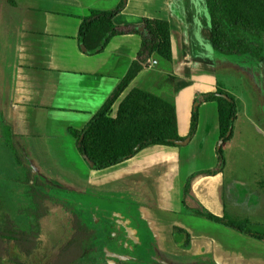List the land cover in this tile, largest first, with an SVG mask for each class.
Masks as SVG:
<instances>
[{
  "label": "crops",
  "instance_id": "obj_1",
  "mask_svg": "<svg viewBox=\"0 0 264 264\" xmlns=\"http://www.w3.org/2000/svg\"><path fill=\"white\" fill-rule=\"evenodd\" d=\"M1 4H6L7 10L1 9ZM93 11L115 12L116 30L99 53L87 54L82 50L79 34L83 20ZM143 19L169 22L172 62L155 55L147 62L140 58L143 42L150 38L135 30L143 26ZM0 36L1 52L9 50L16 60L12 97L16 124L25 118L32 127L44 119L48 120L47 125L57 123L50 117L54 111L74 117L70 123L59 122L68 135L64 140L71 143L67 154L59 151V140L54 138L58 149L55 152L60 158V161L52 158L56 177L48 178L33 166L29 177H37L55 190L78 194L89 201L93 206L88 211L70 205L80 211L74 215H86L87 221L93 214L94 221L102 223L99 227L93 225L102 236L108 235V231L115 232L116 227L124 229L126 239L122 233L117 234L115 243L104 247V251L121 252L119 245L124 239L125 247L128 241L134 246L133 256L130 255L134 258L120 262L173 264L154 255L148 258L137 255L146 239L168 241L172 232L166 229H171L175 236L184 235V241L179 240L178 244L188 264L192 260L195 264H264V241L199 217L185 203L186 182L197 173L211 171L212 175L193 179L192 195L186 202L194 208L198 204L197 208L218 217L228 214L238 220L247 219L250 227L260 228L264 234V162L258 160L252 165L255 157L252 160L251 157L257 155V150L248 148L257 143L256 137H264V118L254 117L249 112L250 105L233 95L219 81L217 72L219 61H243L263 68L264 62H253L250 56H227L214 49L207 0H0ZM153 61H157L154 66ZM134 62H140L143 69L113 106L112 117L132 90L151 93L175 105L179 135L183 140L189 139V143L175 148L151 145L121 164L94 170L80 154L77 140L69 130L87 128ZM218 90L232 95L245 109L244 118L239 122L236 115L233 123V137L239 127L235 144L230 148V164L227 157L222 162L218 153L221 140L218 104L205 99ZM196 111L198 122L192 133ZM4 130L11 134L7 124ZM251 166H259L255 167L253 178L247 175ZM227 167L229 176L225 172ZM170 169L175 171L182 194L177 205L168 190ZM75 187H83L84 191ZM56 200L69 204L67 199L56 197ZM113 217L117 222L121 219L119 226L111 223ZM122 222L134 231L133 235Z\"/></svg>",
  "mask_w": 264,
  "mask_h": 264
},
{
  "label": "trees",
  "instance_id": "obj_2",
  "mask_svg": "<svg viewBox=\"0 0 264 264\" xmlns=\"http://www.w3.org/2000/svg\"><path fill=\"white\" fill-rule=\"evenodd\" d=\"M207 7L211 18L213 45L217 52L227 56H250L261 63L264 62V0H207ZM115 16V12L93 11L89 18L83 20L79 37L89 50L101 46L105 39L106 47L109 37L115 34ZM141 23L149 31L150 38L144 40L140 58H144L143 61L147 62L155 55L172 62L169 22L143 19ZM142 69L140 62H134L124 80L87 128L83 131L69 130L77 140L80 154H87L95 163L94 169L97 171L121 164L151 145L177 147L169 140L183 141L179 135L175 105L151 93L139 89L132 90L120 102L116 116L112 117L113 106ZM221 95H228L232 102ZM205 99L207 102L218 104L220 136L223 139L233 126L237 114V102L232 95L223 90L207 95ZM197 122L196 111L192 118V133L196 129ZM8 132L6 130L7 144L14 149V145L9 140L12 135ZM83 135L84 139L80 143ZM231 137L225 139L224 143ZM137 147L139 150L135 152ZM222 150L218 153L224 162ZM212 174L211 171L201 172L189 179L184 189L188 209L199 217L264 241V234L249 228V220H238L228 214L218 217L204 209H195L187 203L188 201L186 202L187 197L192 195L193 179L198 175ZM23 185L26 188L21 194L13 193V196L20 200L15 206L7 201L0 191V264L7 255L5 247L11 244L16 246L22 255L31 257L40 245L43 221L50 215L49 203L52 202V196L49 186L37 177H29ZM13 207L16 208L18 215L28 220V223L20 225L15 220L11 213ZM71 228L73 231L71 238L60 247L52 264H74L84 259L94 247L100 245L106 247L108 235H99L93 224L81 216H73ZM15 263L25 264L18 260H15ZM152 264L159 263L152 262Z\"/></svg>",
  "mask_w": 264,
  "mask_h": 264
},
{
  "label": "rangeland",
  "instance_id": "obj_3",
  "mask_svg": "<svg viewBox=\"0 0 264 264\" xmlns=\"http://www.w3.org/2000/svg\"><path fill=\"white\" fill-rule=\"evenodd\" d=\"M2 8L7 10L6 4H1V9ZM254 60L255 59L252 61L255 62ZM15 65V55L11 52L9 53V50L7 51L6 49H3L1 52L0 49V191L6 197L7 201H9L14 206L20 203V200L19 198L16 199L13 196V193L21 194V192L26 188L23 183L26 182L30 175V167L33 166L34 169L36 167L40 168L41 171H43V174L45 173L47 175L46 177L48 178L56 177V167L52 161H60V158L55 152L57 148L54 138L59 140L57 143L59 142L58 148L61 152L63 151L67 154L69 150L67 147L71 146V143H68L64 140V136L67 137L68 135L63 124H60L59 122L64 123L67 121L70 123L72 120H74V117L71 114L54 111L50 117L52 122L57 123L47 125V119L37 122L40 116L38 113L37 118L35 119V123H37L34 124L33 127L31 126V121H28L26 118L23 119L21 124H16L15 113L12 107V97L14 95L13 92L16 85ZM217 68L219 81H221L222 84L227 87L231 93H233V95L243 99L244 102L250 105L249 112H251L254 117L263 119L264 68L258 64L252 65L249 62H238L235 60L219 61ZM237 105L236 115L240 122V120H242V118L245 116V109L240 103H237ZM6 124L11 130L12 137H10L9 140L11 141L12 145H14V149H12L11 146L7 144V139L5 136L6 130H4ZM238 127L239 125L236 127L237 131L235 130V137L232 136L222 148L223 157H225V160L227 157L229 164L231 159L230 148L232 144H235ZM256 141V144H253V142L248 146V148L253 151L257 150V155L253 154L251 157V160L253 157H255L251 162L252 165H254L258 160L264 162V155H260L262 152H264V137L258 136L256 137ZM167 147L175 148L172 146ZM255 167L259 166H251V172L247 174L251 178H253V171L257 170ZM229 168L230 167H227L225 171L227 176H229ZM34 169L33 172H35ZM174 172V169H170L169 176L167 177L168 190L171 194L170 198H173L174 200L172 202H175L177 205V201H179V198L182 196V194H180L179 182ZM151 185H153V181L151 182ZM49 188L50 195L52 196V202L49 203L51 210L50 215L43 221L41 241L38 250L31 257H26L19 252L16 246L12 244L7 245L5 247L7 255L3 258L2 264H16L15 260L25 264H52L56 260L60 247L71 238L73 233L71 228V220L77 211L80 212L71 205H77L78 208L85 209L87 211L93 206L89 201H86L78 194L68 195L67 193L55 190L51 186H49ZM78 189H80L79 191H84L83 187H75V190ZM56 197L58 199H67L69 204H63L62 201L56 200ZM87 198L92 199L91 197ZM92 201L98 202L97 199H92ZM228 205L229 207L232 206L230 199H228ZM197 207L195 209L202 210V208ZM11 213L20 225L28 223V220L25 217L18 215L15 207H13ZM81 217L84 219L88 218L86 215H81ZM118 220L120 222H117V218L113 217L111 223L115 227L119 226L118 223H121V219ZM89 222L93 225H96L97 227L102 225L99 220L94 221L93 214L89 217ZM249 228L253 231L261 233L263 231L256 227L249 226ZM117 231V234L122 233L123 238L126 239L125 232L123 230H119V227H116L115 232ZM169 231L172 232L171 235L173 238L171 236V238H168V241L159 240V242L157 240L152 242L153 240L146 239L145 244L137 250V255H145L146 258H148L149 255H154L157 259L160 257V260L161 258L164 260H170L173 264H188L186 262L187 260L184 259L186 257H184V255L181 253L179 249L180 245L178 244L180 243L179 240L181 242L184 241V235L178 234L179 236H175V232H173V230L166 229V232ZM115 232L108 231L107 234L111 235ZM99 235H101L100 232ZM124 239L123 241L125 243L126 241ZM124 243L122 242V247H120L121 252L116 253L124 256H133L134 246L132 243H129L128 241V247H125L123 245ZM107 248L110 249L109 247ZM150 249L152 250L149 254ZM91 252L84 259L74 264H95L93 255H91L93 252ZM100 254V256L103 258V255L106 253L105 251L101 250ZM195 262L196 261L192 260L190 264H195ZM133 263H135V261H133ZM115 264H125V262L123 263L115 261ZM136 264L139 263L136 262Z\"/></svg>",
  "mask_w": 264,
  "mask_h": 264
},
{
  "label": "water",
  "instance_id": "obj_4",
  "mask_svg": "<svg viewBox=\"0 0 264 264\" xmlns=\"http://www.w3.org/2000/svg\"><path fill=\"white\" fill-rule=\"evenodd\" d=\"M135 30L138 31V32H141V33H144V34H147V35L150 36L149 31L144 26L136 27ZM105 42H106V39L102 42V45L101 46H99L98 48H96V49H94L92 51L88 50L85 47L84 43H81V47H82V50L85 53H87V54H97V53H99L104 48ZM221 96L224 99L228 100L229 102H232V99L228 95H221ZM232 133H233V126L230 127V129H229L226 137L220 140L219 145H218V151H220L222 149V146H223V144L225 142V139L230 138L231 135H232ZM83 139H84V135L81 137V139H80L79 142L81 143L83 141ZM169 142L170 143H173L176 146H185V145H187L189 143V139H186V140H183V141L169 140ZM138 150H139V147H137L135 149V152H138ZM83 158L86 161V163L89 165L90 168H93V169L95 168V163L89 158V156L87 154H84L83 155ZM221 168H223V167H221ZM122 223H123L122 225L127 229V232L130 235H133L134 231L129 226H127L126 223H124V222H122ZM105 253H106L107 257H109L111 259H116V260H119V261L133 260V258L131 256H124V255H119V254H116V253H112V252H110L107 249L105 250ZM110 263L111 264H115V260H111ZM161 263H163V262H161Z\"/></svg>",
  "mask_w": 264,
  "mask_h": 264
},
{
  "label": "flooded vegetation",
  "instance_id": "obj_5",
  "mask_svg": "<svg viewBox=\"0 0 264 264\" xmlns=\"http://www.w3.org/2000/svg\"><path fill=\"white\" fill-rule=\"evenodd\" d=\"M123 231H125L124 229H122ZM116 235H117V233L115 234V233H112L111 235H108V241H107V245L108 246H110V244L111 243H115V239H116ZM120 247H122V244L121 245H119V250L121 249ZM104 249V247H102V245H100V246H97V247H94V249H93V253L91 254V255H93V259H94V263L95 264H107L108 262H110L111 260H115V261H118V262H120L119 260H116V259H111V258H109V257H107V255L106 254H104L103 255V258L100 256L101 254H100V251L102 250V251H104L103 249ZM106 255V256H105ZM132 258H134V257H132ZM135 261H136V258H135ZM139 263V262H138Z\"/></svg>",
  "mask_w": 264,
  "mask_h": 264
},
{
  "label": "built area",
  "instance_id": "obj_6",
  "mask_svg": "<svg viewBox=\"0 0 264 264\" xmlns=\"http://www.w3.org/2000/svg\"><path fill=\"white\" fill-rule=\"evenodd\" d=\"M156 64H157V61H153L152 65L154 66V65H156Z\"/></svg>",
  "mask_w": 264,
  "mask_h": 264
}]
</instances>
